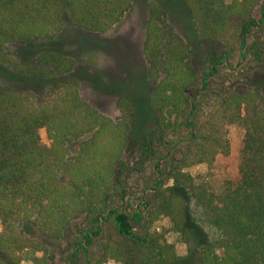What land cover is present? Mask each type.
<instances>
[{"label": "trees", "instance_id": "trees-1", "mask_svg": "<svg viewBox=\"0 0 264 264\" xmlns=\"http://www.w3.org/2000/svg\"><path fill=\"white\" fill-rule=\"evenodd\" d=\"M182 1L196 38L220 47L207 55L201 85L196 87L199 75L190 59L191 46L172 32L165 12L152 2L141 49L149 90L140 102L128 96L119 100L121 116L112 120L81 98L72 58L46 50L17 58L8 47L53 37L65 25L106 32L132 0H0V67L10 68L2 67L3 75L48 86L44 97L39 91L0 86V264H21L28 249L42 253L32 258L33 264H57L45 240H60L81 215L90 222L85 232L79 230L85 264H103L87 256L102 224L110 220L131 247L122 264H172L175 251L153 225L166 216L186 239V229L196 227L189 220L185 193L194 196L218 231L215 239L201 243L195 264H264V80L227 92L209 81L236 50L243 59L251 51L257 63L263 62L264 51L249 45L247 38L264 24V4L257 18L254 10L260 0ZM152 123L154 128L148 129ZM135 124L143 157L155 154V142L163 139L160 131L173 126L180 135L182 127L187 130L177 164L166 173L157 172L158 202L146 213L140 208L127 213L111 203ZM232 125L244 129L238 177L214 193L195 184L184 169L212 165L216 157L227 156ZM41 129L48 146L42 143ZM85 135L87 140L70 152L68 143ZM167 180L172 184L164 187ZM135 225H143L144 231L137 232Z\"/></svg>", "mask_w": 264, "mask_h": 264}, {"label": "rangeland", "instance_id": "rangeland-1", "mask_svg": "<svg viewBox=\"0 0 264 264\" xmlns=\"http://www.w3.org/2000/svg\"><path fill=\"white\" fill-rule=\"evenodd\" d=\"M155 2L165 12V22L172 32L192 48L190 57L199 75L196 87L201 85V78L208 71L207 55L220 51V47L213 42L196 38L192 19L182 0H132L130 9L121 20L103 33H91L76 27L65 25L53 37L39 39L29 45H11L8 51L14 57H34L40 51H55L74 60V76L78 79V90L81 98L99 113L117 120L121 116L119 100L130 97L141 101L142 93L149 90L146 86L147 63L142 55V45L145 27L149 15V4ZM260 0L254 10V16H260ZM248 44H254L256 50L264 51V24L255 27L247 38ZM252 46V47H254ZM257 47V48H256ZM245 52V51H244ZM246 58H242V51L236 50L231 57L219 65V74L209 78L211 87L227 92L234 87H244L251 83L264 80V53L261 54L262 63H257L254 54L246 51ZM8 71L10 68L1 65ZM0 67V86L11 90H31L44 97L48 86L35 80H16L3 75ZM128 96V97H127ZM137 124V123H136ZM134 125L129 133V140L123 157L125 169L119 176V186L113 194L112 205L127 213L140 208L144 213L153 209L158 202L155 195V182L158 180V170L168 171L169 166L177 164L186 147L187 130L180 129V135L173 126L160 131L158 136L163 139L154 144L155 154L143 157L140 149L141 138L138 133L139 125ZM153 129L154 124L146 126ZM140 131V130H139ZM44 129L40 130L42 143L49 145V139ZM244 129L239 125L228 128L230 151L227 156L216 157L212 165H191L188 171L195 184H202L214 193H220L227 185L238 177V164L242 148ZM89 136L85 135L71 140L67 148L70 152ZM173 161H172V160ZM167 180L164 187L171 185ZM187 211L190 223L196 228L186 229V239L171 227L166 216H159L153 228L162 234L173 247L177 259L172 264H195V255L202 242L213 240L218 231L211 226L203 209L194 196L185 193ZM90 227L86 215L77 217L64 232L60 240L47 239L50 254L55 263L85 264L84 251L78 245L81 233ZM136 231L142 233L143 225H135ZM196 229V231H195ZM100 235L88 251V259L92 261L104 260L103 264H122L127 242L116 234L114 224L110 221L102 224ZM42 253L30 249L22 253L21 264H33L32 258ZM128 255V253H127ZM142 256V252H140ZM171 264V263H168Z\"/></svg>", "mask_w": 264, "mask_h": 264}]
</instances>
